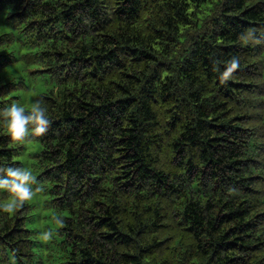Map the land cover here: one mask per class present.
<instances>
[{
    "label": "trees",
    "instance_id": "trees-1",
    "mask_svg": "<svg viewBox=\"0 0 264 264\" xmlns=\"http://www.w3.org/2000/svg\"><path fill=\"white\" fill-rule=\"evenodd\" d=\"M36 99L0 264H264V0H0V109Z\"/></svg>",
    "mask_w": 264,
    "mask_h": 264
},
{
    "label": "clouds",
    "instance_id": "clouds-1",
    "mask_svg": "<svg viewBox=\"0 0 264 264\" xmlns=\"http://www.w3.org/2000/svg\"><path fill=\"white\" fill-rule=\"evenodd\" d=\"M245 37V40L249 39ZM240 66L239 58L233 57L227 61V66L221 73L227 79ZM51 120L46 102L42 99L28 101L22 104L13 100L10 104L0 109V131L7 135L13 143L26 142L32 137H42L49 130ZM36 185L33 170L22 166H0V191L11 194L8 202L0 205V210L11 213L16 208L22 207L31 201L37 193L44 191ZM62 221L57 220L56 223ZM45 240L51 238L52 233H42Z\"/></svg>",
    "mask_w": 264,
    "mask_h": 264
}]
</instances>
